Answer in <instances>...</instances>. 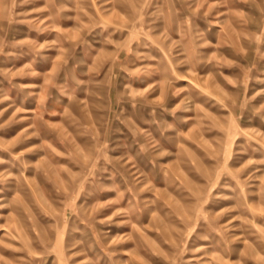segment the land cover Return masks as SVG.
I'll list each match as a JSON object with an SVG mask.
<instances>
[{
    "label": "rangeland",
    "instance_id": "374dc122",
    "mask_svg": "<svg viewBox=\"0 0 264 264\" xmlns=\"http://www.w3.org/2000/svg\"><path fill=\"white\" fill-rule=\"evenodd\" d=\"M0 264H264V0H0Z\"/></svg>",
    "mask_w": 264,
    "mask_h": 264
}]
</instances>
